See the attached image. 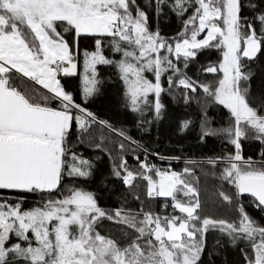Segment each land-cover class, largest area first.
Segmentation results:
<instances>
[{"label":"snow or ice","instance_id":"6c2138e0","mask_svg":"<svg viewBox=\"0 0 264 264\" xmlns=\"http://www.w3.org/2000/svg\"><path fill=\"white\" fill-rule=\"evenodd\" d=\"M168 2L149 0L156 11ZM170 7L179 16L191 10L174 41L150 31L147 12L137 0H0V191L51 193L58 190L65 173L71 177L91 174L92 162L68 149L66 141L74 125L85 131L97 117L77 103L58 78L61 73L76 74L73 50L79 49L81 36H89L95 38V48L83 53V96L98 92V65L117 69L133 112H143L153 94L156 118L163 108L160 96L165 91V73H172L167 78L168 90L184 89L185 102L190 101V92L201 89L208 102L230 113L227 127L204 128L201 140L225 135L235 148L234 153L208 157L203 163L223 165L220 178L235 188L234 196L250 194L255 207L264 211V159L245 160L240 151V141L248 135L264 142V105L254 107L249 101L244 85L250 74L242 63V58L252 60L264 51V11L247 22L241 17V0H170ZM61 25L63 32L58 30ZM69 33L72 42L66 39ZM202 33L203 38H198ZM105 37L111 38L119 60L102 53ZM211 47L222 50L218 67L210 64L203 69L222 74L214 85L188 77L173 60L183 58L186 68L198 50ZM17 78H26L46 91L38 96L21 91L14 83ZM136 160L141 172H134L121 157L113 174L127 187L142 179L149 198L171 199L173 213L161 217L123 208L109 212L98 205L94 193L74 185L62 196L29 209L22 207L23 197L16 202L0 197V264L18 259L25 264H198L209 230L228 235L233 243L248 242L251 255L245 254L246 264H264V225L243 205L237 208V221L201 217L199 191L188 179L194 175L192 167L176 172L139 157ZM197 163L187 161L188 165ZM219 196L233 202V195L224 191ZM101 219L123 225L127 240L97 231Z\"/></svg>","mask_w":264,"mask_h":264},{"label":"trees","instance_id":"16d2710c","mask_svg":"<svg viewBox=\"0 0 264 264\" xmlns=\"http://www.w3.org/2000/svg\"><path fill=\"white\" fill-rule=\"evenodd\" d=\"M137 3L148 15V27L150 31H159L160 35L170 41L177 38L178 33L184 30V20L191 15L189 10L184 16L177 15L170 7V0L165 3L161 11H156L150 6L149 0H137ZM242 20L251 22L261 11H264V0H241ZM256 5L257 7H252ZM63 25L58 30L63 32ZM259 27V25H257ZM66 39L72 42L73 35L66 34ZM111 38L105 37L102 41V53L109 59L119 60L120 54L113 53L110 44ZM95 38L81 36L79 38V49L74 48L77 70L75 75L58 77L65 89L74 95L77 103L83 104L89 111L94 113L97 121L92 123L85 131L73 126L72 132L66 141L68 149L75 151L79 156L92 162L91 174L88 177H71L67 173L62 177L58 190L51 193L36 192L24 193L17 191H0V197L16 202L23 197L22 207L29 209L42 205L49 199H56L65 194L66 189L71 186L94 193L98 205L109 212L113 209L123 208L125 211L137 213L150 211L161 217L171 214L170 198H149L146 195V182L142 179L134 181L133 186L127 187L120 178L113 174V166L119 165L121 157L126 158L127 165L134 172H141L136 157L148 163L154 157L176 159L173 165L180 168L192 167L194 175L188 177L199 191L201 208L199 215L214 219H225L237 221L239 219L237 208L243 205L244 210L254 218L260 225H264V211L255 207V201L250 196L243 194L238 199L234 196L235 188L220 178V168L223 165L213 166L203 163L208 157L223 156L226 153H234L235 148L228 143L225 135H213L201 140L202 129H219L228 126L230 113L223 106L208 102L201 89L195 93H189L190 101L185 102L184 89L173 87L168 90V76L171 72L162 76V87L160 101L163 110L181 118L180 130H166L157 123L153 104L155 97L149 94V105L147 110L139 112L131 117L128 112H122L126 107L125 97L122 96L125 85L120 79L119 73L114 66L98 65L97 79L98 92L92 97L85 98L82 93V77L84 73V51H93ZM264 52L249 60L242 58L245 71L250 74V79L245 83L249 89L248 99L254 107L264 105ZM222 59V50L215 47L198 50L197 57L188 61L184 67V60H173L178 64L188 77L200 84L214 85L222 74L205 73L203 69L208 65L218 67ZM148 79H153L151 73H146ZM178 79V77H175ZM14 83L21 91L32 92L39 95L46 90L33 82L25 79H15ZM52 106L56 103L49 101ZM104 121L106 124H101ZM188 121V126L183 123ZM161 126V127H160ZM123 133L124 135H120ZM130 138V139H126ZM134 142V143H133ZM241 155L247 160L260 162L264 159V142L257 141L252 135L242 138ZM124 148L121 150L120 145ZM96 145H100L99 148ZM197 161L196 165H188L187 161ZM259 166V165H257ZM154 175V173H152ZM224 191L233 195V202L223 201L219 192ZM180 215L179 213H176ZM96 230L102 235L111 236L118 240L126 241L123 235L127 229L120 224L107 219H101ZM251 255L249 243L244 240L232 242L231 238L218 230H209L206 234V245L201 253L198 264H246L245 254ZM13 264H25L22 259L14 261Z\"/></svg>","mask_w":264,"mask_h":264},{"label":"rangeland","instance_id":"374dc122","mask_svg":"<svg viewBox=\"0 0 264 264\" xmlns=\"http://www.w3.org/2000/svg\"><path fill=\"white\" fill-rule=\"evenodd\" d=\"M262 52H264V51H262ZM263 59H264V56H263ZM124 89H125V87H124ZM124 92H125V90H123V93ZM122 96H124V94ZM121 109H122L121 110L122 112H126V113L128 112V114L131 117H133L139 113V112H133L128 105L126 107L122 106ZM144 110L150 111L145 106H144ZM154 120H156L157 123L159 125H161L163 128H165L166 130H180L181 129V118H176V116L174 114L168 113V110L161 109V113H160L159 118H156V116H155V118H153V121ZM156 198L168 199V198H164V197H156Z\"/></svg>","mask_w":264,"mask_h":264},{"label":"built area","instance_id":"2783aa9c","mask_svg":"<svg viewBox=\"0 0 264 264\" xmlns=\"http://www.w3.org/2000/svg\"><path fill=\"white\" fill-rule=\"evenodd\" d=\"M62 76V73L58 76L60 77ZM176 159H167V158H162V157H154V159H150L148 161L149 165H154L157 168H161V169H168V170H173L176 172H180V168L173 165L172 162H176Z\"/></svg>","mask_w":264,"mask_h":264},{"label":"crops","instance_id":"0c3cea01","mask_svg":"<svg viewBox=\"0 0 264 264\" xmlns=\"http://www.w3.org/2000/svg\"><path fill=\"white\" fill-rule=\"evenodd\" d=\"M203 35H204V33H202L201 35H200V37H198V38H203ZM63 75V74H62ZM39 86V85H38ZM41 87V86H40Z\"/></svg>","mask_w":264,"mask_h":264},{"label":"water","instance_id":"95a60500","mask_svg":"<svg viewBox=\"0 0 264 264\" xmlns=\"http://www.w3.org/2000/svg\"><path fill=\"white\" fill-rule=\"evenodd\" d=\"M246 195H248V196H250L251 197V195L250 194H246ZM252 198V197H251ZM253 199V198H252Z\"/></svg>","mask_w":264,"mask_h":264}]
</instances>
